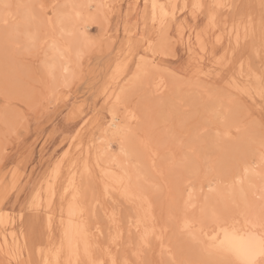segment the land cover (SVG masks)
Returning a JSON list of instances; mask_svg holds the SVG:
<instances>
[{
	"label": "rangeland",
	"instance_id": "rangeland-1",
	"mask_svg": "<svg viewBox=\"0 0 264 264\" xmlns=\"http://www.w3.org/2000/svg\"><path fill=\"white\" fill-rule=\"evenodd\" d=\"M17 1L10 0V3L17 4L21 2L34 5V12L40 19L46 20L47 16H51L52 22L43 28L37 37L38 54L26 59L23 63L12 66L11 71L15 79L7 98L4 92V57L2 42H0V212L10 214L9 217L11 216V222L14 223L19 242L26 244L25 248L27 251L23 256V260L31 264H42L43 257L37 253L38 245L40 243L45 245V234L47 232L42 216H38L30 206L34 203L36 195L42 191V183L45 177L51 173L54 161L69 145L70 132H74L87 120L83 125L84 127L82 126L84 129L82 142H84V145L89 144L91 146L99 144L101 139L98 137L101 135V129L110 117L108 111L109 105H106L103 94L99 93V88L109 73L110 64L119 54L121 55L122 53V57H124L128 41L136 45L137 51L135 53H139V55L134 56L133 61L138 62L140 56L144 55L146 58L148 56L150 58L151 53L147 49V36L149 33L150 37L156 38L157 29L154 25L151 27L150 24H142L138 13L142 14L145 9L143 0L140 2L136 0H85L86 2L79 0L85 4L83 7V12L85 13L82 15L84 19L75 16L73 14L75 10L70 7V3L74 4L73 1L76 2V0ZM1 2L9 3L8 0H1ZM87 2L91 5L90 7ZM103 2H106L104 6L101 5ZM185 2L186 8L183 13L186 20V32L184 31V35H182L176 23H173L169 32L173 55H160L159 49H157L158 54H156V57H151L157 62L163 63L170 71L182 69L189 63L190 59V53L186 44L197 43L196 35L198 32L203 31L206 34L205 38L209 52L206 55V60L200 64L203 71L206 72H203L204 74H202L201 79L220 87H227L233 80L243 85H249L251 94L240 96V104L243 105L245 112L243 115L238 113L237 117L243 120L250 114L251 119L259 122L261 118H264V100L261 99L257 91L260 83L258 77L264 72V50L261 49L259 38L260 20L262 14H264V8L261 7L262 0H221L223 7L214 8L216 21L218 20L217 22L215 21L217 24L215 23L214 27L210 29L207 28L208 10H210L209 6L217 5V0H204V10L198 12L200 14L195 19L193 18V13L191 14L192 0H185ZM41 5L44 7L41 8ZM65 5L69 7H63ZM53 6L56 7L53 8ZM100 8H104V11L103 9L100 10ZM71 10L72 13H70ZM89 13L92 14L93 19ZM60 14H69L71 18L74 17V19L72 18L74 21L71 19L72 26L68 25V27H71V30L73 28V32L78 29L75 31L76 35L74 34L73 38L79 41V45L75 44L73 50H71L73 63H71L72 61L67 62L69 58L66 59L67 61L62 59L65 56H61V59L58 56L57 59L60 60L58 63V60H55L56 57H53V54L58 51L56 52L50 48L54 43V36L57 40L55 42L61 43V40H59L60 21L58 19ZM86 16L90 22L85 18ZM76 19L77 21H75ZM81 19L86 20L83 21ZM83 22L88 24L89 27L84 29ZM136 22L140 24L139 31L130 33L129 30ZM224 23L226 24L223 25ZM244 25H248L249 29L251 25L255 27V39L252 38V34H249L248 38L246 39L245 36L244 41H241L238 47L232 46L230 44L232 40H230L229 28L231 26H238L241 32L245 33L243 31L245 30V28L243 29ZM204 29H206V32H204ZM3 30L4 24L0 22V35H2ZM28 30L27 25L21 23L22 33H26ZM31 30L35 31V29ZM151 34L154 36H151ZM21 42H28L26 35L22 36ZM81 46L84 48V55L77 59L76 53L80 50ZM65 53L66 51L64 55H66ZM50 58L51 62H55L56 66L60 64L57 68L53 64H50L55 67L54 75L57 81L63 85L64 81L67 80V86L60 88L57 98L53 99L51 104L38 106L32 95V90L37 86L38 76L45 80L48 79V72L45 69L50 68L49 64L46 66L47 60H49V63ZM221 58H223L225 64L223 70L219 69L216 63ZM61 61H65V63L61 64ZM133 61L130 64L132 70H134L135 66ZM241 61L245 66L243 68L240 66ZM63 67H65L64 70ZM242 69H244L243 72ZM246 70L247 72H245ZM221 71L222 74L218 76L217 72ZM152 91L147 90L138 93L137 99L141 100V108L138 109L134 104L131 110L136 111V114L139 115L143 107H151L155 119L161 125V130L167 121L169 126L174 127L178 139L170 140L168 142V149L156 147L155 141L153 142V147L159 151L157 152V156L159 157H156V164L158 168L164 170H162L163 176H161V173L148 168L149 165H147L144 157L139 160L136 156V158L132 159L131 163H137L136 165L141 169L139 171L143 172L142 181L144 182L142 183L144 184V188L151 194L158 220L161 216L162 206L166 209L169 204H175L182 209L184 203L189 199V192H192L194 201L197 197L207 194L208 186L204 179V173L210 164L223 165L224 163L230 165L232 167L230 178L235 172L243 174V167L245 165L256 167L257 171H259V163L261 161H259L257 150L253 149L246 156L233 158L231 153L232 142L222 135L219 140L220 147L217 146L218 138L216 137V133L220 132L219 130L223 129L224 125L207 115L203 102L194 104L191 100H188L186 104L180 105L178 97H174L172 93L166 92L164 94L165 103L160 104L159 98L152 96ZM185 99L187 98L185 97ZM6 105L9 106V120L7 124L4 119ZM185 108H188L189 111L186 112ZM124 114L122 113L121 116ZM207 121L211 122L208 123ZM204 128H207L208 131L203 132ZM198 133L203 134L197 140L195 138ZM179 138L184 139V145L178 142ZM192 143H195L197 148L196 154L188 151V145ZM118 145L120 146L118 141L114 140L111 150L117 159L120 160V164L127 167L129 159L121 152ZM74 146H72L73 150ZM137 152L139 151L137 150ZM197 172H199V176L196 175ZM189 181H191V184H189ZM152 184L159 185V191H153L151 188ZM202 186L204 189L203 194L200 191ZM95 189H97L96 195H98L95 200H99L100 203L97 204L94 201L91 192H89L88 196L90 197L87 199V204L89 203L90 205L89 209L92 208V212L95 215L91 218L94 221L92 225L104 226L106 224L105 226L106 228L108 226V228L106 230H104V227V229L102 228L106 232L104 235H106L111 233L110 230H112L113 223H110L111 220L109 219L113 215L112 212L114 211L116 213L115 216L121 220L122 215L118 211L122 212L123 216H127L126 214L131 211V205L125 201L124 203L121 199L114 200L106 197L103 194L104 188L100 183L99 176L95 180ZM92 200L94 203H92ZM109 200L116 201L117 205ZM112 206L115 207L113 211L111 209ZM105 207L106 210H110V216L106 214ZM94 208L100 209H97L99 210L97 214L98 216L100 215V218L97 217V211ZM116 209L118 210L117 212ZM92 212L90 209L89 214L92 215ZM175 215L176 219L169 225V231L164 233L163 256L161 255V244L153 240L154 251L149 253L150 259L155 261L169 259L168 248H171L172 252L178 257L191 255L185 243L186 233L181 232V224L185 220L184 213L177 212ZM126 218L123 217L124 220H127ZM190 218L191 213L189 212L188 219ZM124 226H127V224L125 223ZM6 231L8 232L9 228H4L0 223V234L7 233ZM131 234H127L125 244L122 243L117 246L118 250L120 249L117 253L119 255L122 254L120 256L123 260L127 258L126 255L128 256V260L135 259L132 253L136 247L137 239L134 241L136 235L133 237ZM100 239L103 242L104 238L101 237ZM118 250L116 248V251ZM4 254L5 252L0 247V261H4V264H7V258ZM12 264H15V261Z\"/></svg>",
	"mask_w": 264,
	"mask_h": 264
},
{
	"label": "snow or ice",
	"instance_id": "snow-or-ice-1",
	"mask_svg": "<svg viewBox=\"0 0 264 264\" xmlns=\"http://www.w3.org/2000/svg\"><path fill=\"white\" fill-rule=\"evenodd\" d=\"M40 7L43 8L44 6L41 5ZM55 7L53 6V8ZM70 7L76 9L84 6L71 5ZM152 7L155 19V9L158 6L153 4ZM159 7L161 10L160 30L151 48L154 55L157 49H159L160 55H173L168 33L167 17L169 13L164 11L162 5ZM203 7L200 4L192 5L194 19L198 15L197 10ZM219 7H223V5L209 6L210 9ZM261 7L264 8V0H262ZM34 8L35 6L31 4L0 3L4 24L0 42H2L4 57L3 83L6 98L15 79L11 71L12 66L23 63L26 59L38 54L37 37L41 30L52 22L51 16H47L46 20L40 19L34 12ZM58 19L60 21L59 40L63 41L65 46L71 50L74 44L79 45V41L73 39V30L66 26L71 24L72 18L70 15L60 14ZM21 23L27 25L29 30L26 33H22ZM214 25L215 15L210 12L207 28L214 27ZM244 27L247 39L249 26L245 25ZM31 29H35V31ZM251 34L252 38L255 39L256 29L254 26L251 28ZM25 35L28 42L22 43L21 38ZM259 38L261 49L264 50V14L260 20ZM237 39H239L238 36ZM53 40L55 43V36ZM82 55H84L83 46L77 51V59ZM132 55H139V53H133L130 45L128 53L124 56V60L118 64V70L113 75V79L116 80L120 73L125 72V70L131 73L124 81V85L120 87L119 93L115 95V100H110L112 123L109 125V129H115L119 135L121 151L129 158V165L127 167L122 166L123 171L119 174L101 169L104 185L103 194L111 199L110 193H118L136 211L139 245L132 253L135 259H125L122 264H264V118L257 122L251 119L250 114L243 120L237 117L238 113L243 115L245 112L243 105L240 104V96L250 95V86L233 80L227 87H220L201 79L204 73L199 60L190 61L182 69L170 71L163 63L154 59L147 60L144 56H140L138 63L133 61L135 63V70L133 71L128 63V56ZM216 63L219 69L225 68L223 58L217 60ZM221 74L222 71L217 72L218 76ZM258 79L260 83L257 91L261 99L264 100V72ZM66 86L67 80L62 85L57 81L56 76L48 71L47 80L38 76L37 86L33 88L32 95L38 106L51 104V101L57 98L60 88ZM147 90H153L152 96L159 98L160 104L165 103L164 94L166 92L178 97L180 105L186 104L188 100L194 104L203 102L207 115L228 129L225 135L227 140L232 142V157H243L250 150H257L261 161L259 171L256 167L245 165L243 174L235 172L230 178V173H232L230 165L210 164L204 173V179L208 186L207 194H203L202 186L200 189L203 194L202 197H197L194 201L192 192H189V199L184 203L182 209L175 204H169L166 209L162 206L161 216L158 220L152 214L151 194L140 182L142 176L139 166L132 164L131 161L137 156L139 148L151 150L155 141L156 147L168 149V142L177 140L178 137L174 127L169 126L167 121L161 130V125L155 119L151 107H143L139 115L136 114V111L131 110L133 104L138 109L141 108V100L137 99V95ZM8 107V105L5 106L4 119L6 124L9 120ZM185 111L187 112L189 109L185 108ZM122 113L126 114L124 120L120 119ZM128 116H131L133 122L128 121ZM207 122L210 123L211 121ZM207 131V128L203 129V132ZM202 134L198 133L195 139L198 140ZM216 137L218 138L217 146L220 147L221 133L217 132ZM178 142L184 145L183 138H179ZM188 151L196 154L195 143L188 145ZM67 155L65 153V156ZM102 159L104 157L97 149V166ZM64 163L62 158L54 169V175H59V170ZM69 163L72 164L73 168L77 166L74 162L69 161ZM129 168L135 169V172L129 171ZM85 174L87 183L84 182ZM196 175L199 176V172ZM95 180L96 177L89 161L85 160L81 183L77 184L74 180L69 181L72 198L68 204L69 221L63 235L70 250H74L77 254L79 253L78 244L80 240H83L84 256L86 257L84 264H104L103 261H98L92 256L87 239V226L83 219L87 211L86 201L89 192L92 193L93 199L96 198ZM51 187L52 185L49 183V188L51 189ZM151 188L153 191H159L157 184H152ZM68 191L69 189H65L66 193ZM96 202L99 204V200ZM30 207L39 210V206L35 202ZM177 212H183L185 216L181 232L186 233L185 243L191 255L178 257L171 248H168L169 259L159 261L150 259L149 253L154 251L153 238L161 242V255L163 256L164 233L169 231V225L176 219L175 214ZM189 212L191 213V221L188 219ZM77 214L80 217V222L73 225L72 217ZM111 219L116 226L117 236L121 235L120 224L115 214ZM148 222H151V228L145 227L141 233L139 225ZM61 223L64 224V221L62 220ZM158 224L160 225L159 229L157 228ZM74 242L77 245L75 249H73ZM4 255L7 258V264H12L13 261L15 264H30V262L23 260L22 250L19 248L9 249ZM0 264H4V261H0ZM112 264H118V262L113 260Z\"/></svg>",
	"mask_w": 264,
	"mask_h": 264
},
{
	"label": "bare ground",
	"instance_id": "bare-ground-1",
	"mask_svg": "<svg viewBox=\"0 0 264 264\" xmlns=\"http://www.w3.org/2000/svg\"><path fill=\"white\" fill-rule=\"evenodd\" d=\"M78 1L77 0H76V2L73 1L74 4H72V3H70V4L71 5H75V4L82 5L83 4V6L85 5L84 3L80 2V1L78 2ZM136 1L140 2L142 0H136ZM8 2L10 3V0H8ZM19 3H21V2H19ZM143 3L145 5V9H144L142 14L138 13V15L140 16V18L142 20V24L143 25L150 24L151 27L154 25V27H156V29H157L156 33L157 34L159 33V30H160V19L159 18H160V14H161V10H160L159 6L162 5L164 7V11L169 13V16L167 17V19H168V33L170 32V30H171L170 28L173 25V23L174 24L176 23V24H178V30L180 31V33L182 35H184V31L186 30L185 29L186 28V25H185L186 20H185L184 13H183L185 8H186L185 0H143ZM105 4H106V2H103L101 5L104 6ZM153 4H156L158 6L155 9V19H154V10H153V7H152ZM193 4H200V5L204 6V0H192V5ZM217 5H221V0H217ZM88 6L90 7L91 5L89 4ZM104 8H100V10L103 9V11H104ZM71 9H73V8H71ZM69 10H68V12H69ZM74 10L75 11H73V14L75 16L84 19V17H82L83 13H85V12H83V10H84L83 7L82 8H76ZM203 10H204V7L202 9L197 10V11L198 12H202ZM13 11H15V10H13ZM66 11H67V9H66ZM208 11H209V14H210V12L214 13L215 21H216V13H215L214 9H210ZM63 12H65V11H63ZM70 13H72V10L70 11ZM192 13H193V8H191V14ZM198 14H200V13H198ZM65 15H69V14H65ZM90 15H91V18H92V14H90ZM93 15H95V14L93 13ZM72 18L74 19V17H72ZM85 18H87V16ZM83 19H81V20H83ZM85 20H83V21H85ZM87 20H89V19L87 18ZM94 20H95V16H94ZM75 21H77V19ZM0 22H3L2 9H0ZM89 22H90V20H89ZM137 22L129 30L130 33H136L137 31H139L138 29L140 27V24L137 23ZM224 22H225V18H224ZM74 23H76V22H74ZM82 24L84 26L83 27L84 29L89 27V25L86 24L85 22H83ZM225 24L226 23H224L223 25H225ZM66 26L68 27V25H66ZM252 27H253V25L250 26L248 35L251 34V28ZM69 28H71V27H69ZM244 28L245 27H243V29ZM229 29L230 30H228V31L230 32V34H229L230 40H232V42H230V44L232 46L238 47L240 42L244 41V38H245L246 35H245V33L241 32V30H240V28L238 26H231ZM72 30H73V28H72ZM76 30H78V29H76ZM76 30H74V34L75 35H76V33H75ZM243 31H245V30H243ZM193 32H194V30H193ZM204 32H206V29H204ZM84 34H86V33L84 32ZM198 34H199V38H198ZM149 35L150 34L148 33V36H147L148 37L147 38L148 47H147V49L151 53V56L153 58H155L156 54H158V52L156 51V54L154 55V53L152 51V48H151V46L155 43V39H154L155 37L153 38V37H150ZM152 35L153 34H151V36ZM205 35L206 34H204L203 31L202 32H198L197 35H196L197 43H187L186 44L187 47H188L189 53H190L189 62L190 61L195 62L196 60H199V63L201 64L202 62H204L206 60V55L208 54L209 50H208V46H207V43H206ZM237 36L239 37V39H237ZM44 38H46V37H44ZM178 38H180V37H178ZM51 41H52V39H51ZM126 45H127L126 54L129 51L130 45H131V50H132L133 53H135L137 51V47H136L135 44H133V42L131 43L130 41H128L126 43ZM220 45H221V43H220ZM255 45L258 46L257 44H255ZM75 47H74V49H75ZM50 48L55 50L56 52L58 51L57 53L60 54V55H58L57 53L53 52L55 54V56L53 54V57L54 58L56 57L55 60L57 59L58 56H60L59 57L60 59H61V56H63V57L65 56L62 59L66 60V59L69 58L68 61L67 60L66 61L67 62H71L72 61L71 63H73V60L71 59L72 58L71 50H73V47H72L71 50H69L65 46L63 41H61V43L60 42L59 43H56V42L53 43V45H51ZM202 48H203V50H202ZM256 49H259V48H256ZM65 51H66L65 54L68 56L67 58H66V55H64ZM75 52H76V50H75ZM134 56L135 55L128 56L129 67H130V64L132 63V61L134 59ZM151 56H150V58L153 60V58ZM144 57L146 58L145 55H144ZM147 58H149V56ZM150 58H149V60H151ZM57 60H58V63H59L60 60L59 59H57ZM123 60H124V57H122V53H121V55L119 54V56H117V58L110 64L111 67H110L109 73L106 75L107 77L103 80V82H102V84L100 85V88H99V93L103 94L104 101H105L106 105H109V107H108L109 113L111 112L110 100H115V95L119 93L120 87H122L124 85V81L127 79V76L131 75V73H128L127 70H125V72H121L120 73V75L116 78V80L113 79L114 73L117 72V70H118V68H117L118 64H120ZM48 61L49 60H47L46 66L48 64L49 65L53 64V66H55L57 68V66L60 65V64H58L56 66L55 62H53V61L51 62V58H50V62L51 63L50 62L48 63ZM61 62H62L61 64L65 63V61H61ZM74 64H75V62H74ZM51 66L52 65H50V68H46L45 67L46 68L45 70L47 72L51 71L54 74L55 73V67H53V66L51 67ZM240 66H241V68L245 67L244 63L242 61L240 63ZM232 67H233V65H232ZM52 68L54 69V71H53ZM64 69H65V67H63V70ZM244 69H246V68H244ZM244 69H242V72L244 71ZM58 70H59V68H58ZM134 70H135V66H134ZM70 72H71V70H70ZM245 72H247V70ZM204 73H206V72H204ZM239 74H241V73H239ZM242 75H243V73H242ZM104 77H105V75H104ZM125 115L126 114H124L123 116H120V119L124 120L125 119ZM128 121L132 122L131 116H128ZM86 122H87V120L85 122H83V125ZM111 123H112V116L110 114L108 122L106 124H104L103 128L101 129V133H100L101 135H100V137H98L99 139H101V141L96 146H91L89 144H86V145L83 144L84 142H82V136L84 134V132H83V130H84L83 127L84 126L82 124L81 125L83 127L79 126L74 132H70L71 134L69 135V139H68L69 140V145L67 146L66 150L64 149L65 151L63 153L61 152V154L56 158V160L54 161L51 173H49L48 176L45 177L44 182L42 181L43 182L42 183V185H43L42 191L40 193H38L36 195L35 199H34L35 204L39 206V210H35V213L38 214V216L39 215L42 216V218L44 220V227H45L46 232H47L45 234V238H46L45 245L43 243H40L38 245V252L37 253L40 254L43 257L42 264H84V261L86 260V257L84 256V242H83V240H80V242L78 244L79 253L77 254L74 250H70L68 242H67V240L64 239V235H63L64 234V229H65V227H67L68 221H69L68 204H69V202L71 201V198H72L71 197V188H70L69 181L74 180L77 184L81 183V174L84 173V161L85 160L89 161L90 167L92 168L93 174L96 177V179L99 176L100 183L102 184L103 188H104V185L102 183L103 173L101 172V169H104V170H106L108 172H115L117 174H119V173H121L123 171V168H122L123 164H120V160L117 159V157L114 155V153L111 150L114 140L118 141V144H120V146L119 145L118 146L120 147V150H121V143H120L119 135L116 133L115 129H109V125ZM219 131L221 132V135L224 137V136H226L225 134L227 133L228 129L223 126V129H220ZM73 145H75L74 146V150L72 149ZM97 149H99V151L102 153V155L104 157V159L101 160L99 166H97V160H96ZM138 151H139V152H137L138 159L141 160V158L143 159V157H144L146 159L145 161L147 162V165H149L148 168L153 169L152 171H155V172H158V173H163L164 170L161 169V168H158V166L156 164V162H157L156 157L157 158L159 157V156H157V152H159L157 150V148L152 147L151 150L144 149V148H139ZM65 153H67L68 155L65 156ZM62 158L65 161V163H64L63 167L59 170V175L58 176L54 175V169H56L57 163L59 161H61ZM69 161L76 163L77 166L75 168H73L72 164L69 163ZM134 163H136V162H134ZM140 165H141V163H140ZM223 165H224V163H223ZM160 167H162V166H160ZM151 169H150V171H151ZM139 170H141V169H139ZM129 171H131L133 173L135 172V171H133V169H129ZM140 174L142 176L143 172L140 171ZM84 182L87 183L86 174L84 176ZM140 182L144 186V184L142 183L144 181H142V179H141ZM49 183H51V185H52L51 189L49 188ZM65 189H69V191L66 193ZM110 194L113 195V196H111V198L114 199V200L121 199L123 202L124 201L127 202L122 197H120L118 193H110ZM96 196H98V195H96ZM89 197L90 196H88V199H89ZM87 201H86L87 211L85 212L83 219L86 222L87 231H88V238L87 239H88V244L90 245V251L92 253L93 258L98 260V261H103L104 264H112L113 260L117 261L118 264H119V262L121 264L122 261H123V258L121 257L122 254H120L121 255L120 256L119 253H117L120 250V249L118 250L117 246L122 244V243L125 244L124 243L126 241L125 238L127 237L128 233L129 234L132 233L131 235L133 237L136 235L134 237L135 240H134V238H133V240L136 241V239H137L136 246L139 245V233L137 232V223H136L137 216H136L135 208L131 205V211H129L126 214L127 216H125V215L123 216V213L119 212L116 209V212L118 211V213H121L122 219H123V217H127L126 218L127 220H124L125 219L124 218L123 220L121 219L122 220L121 221L116 216L117 221L120 224L119 231H120L121 235L117 236V229H116V226L114 224H112L111 233L104 235L106 233L104 230H106L108 228V226L106 228V226H105L106 224L104 226L100 225L101 227L99 225H94V224L92 225V223L94 221H92L91 218H92V216L94 214L92 212V208H90L91 212H92V215L89 214L90 213V209H89L90 205H89V203L87 204ZM94 201H96V200L94 199ZM94 201L92 203H94ZM109 201L113 202V200H109ZM151 201H152V199H151ZM115 204L117 205V203H115ZM109 205H111V204H109ZM152 205H153L152 214L154 216H156V213H155V210H154L153 201H152ZM113 208H115V207L112 206V208H111L112 211L115 210ZM116 208H118V207H116ZM94 209H96L95 210V211H97L96 215H97V217H99L100 215L98 216L97 213L99 212L100 209L99 208H94ZM97 209H99V210H97ZM127 210H129V209H127ZM109 211L110 210H106V207H105V212H106V214L108 216L111 215V213H109ZM112 214L116 215V213L114 211L112 212ZM9 215L10 214H8V213L0 212V223L2 224V226L4 228H9V231L8 232L6 231L7 233L0 234V247H1V249H3L4 252L9 251V249L19 248V249L22 250V257H23L26 254V251H27L26 248H25L26 244L19 242V238L17 236L16 230H15V227H14V223L11 222V218H10L11 216L9 217ZM49 217H51V220H49ZM38 219H39V217H38ZM109 219L111 220L110 223H113L112 219L111 218H109ZM157 219H158V217H157ZM36 220H37V217H36ZM62 220L64 221V224L61 223ZM106 220H107V218H106ZM189 221H191V218L189 219ZM79 222H80V217H79L78 214L76 216L72 217V224L73 225H76ZM99 222H100V220H99ZM123 222H125L127 224V226H124L125 223H123ZM183 224H184V221L181 224L182 227H183ZM139 227H140V232L142 233L144 231L145 227L151 228V222H148L147 224L141 223L139 225ZM159 227H160V225L158 224L157 228L159 229ZM101 237H103L106 240L103 239V242H101L100 241V240H102V239H100ZM131 239H132V237H131ZM153 240H155V238H153ZM23 241L25 242V240H23ZM155 241H157V240H155ZM163 241H164V237H163ZM157 242H159L161 244L160 241H157ZM27 246H28V244H27ZM164 246H165V243H164ZM76 247H77V245L74 242L73 249H75ZM116 248H117L118 251H116ZM121 249H123V248H121ZM135 249H136V247L133 250L135 251ZM28 256H29V254H28ZM42 257H41V259H42ZM126 257L128 258L127 255H126ZM39 258H40V256H39Z\"/></svg>",
	"mask_w": 264,
	"mask_h": 264
}]
</instances>
